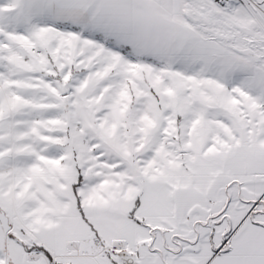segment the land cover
<instances>
[{
  "label": "snow or ice",
  "instance_id": "6c2138e0",
  "mask_svg": "<svg viewBox=\"0 0 264 264\" xmlns=\"http://www.w3.org/2000/svg\"><path fill=\"white\" fill-rule=\"evenodd\" d=\"M0 264H264V0H0Z\"/></svg>",
  "mask_w": 264,
  "mask_h": 264
}]
</instances>
